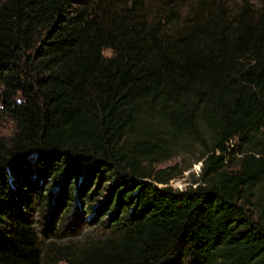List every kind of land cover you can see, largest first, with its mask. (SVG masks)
Instances as JSON below:
<instances>
[{
  "label": "trees",
  "instance_id": "16d2710c",
  "mask_svg": "<svg viewBox=\"0 0 264 264\" xmlns=\"http://www.w3.org/2000/svg\"><path fill=\"white\" fill-rule=\"evenodd\" d=\"M129 8L0 0V264H264V0Z\"/></svg>",
  "mask_w": 264,
  "mask_h": 264
},
{
  "label": "rangeland",
  "instance_id": "374dc122",
  "mask_svg": "<svg viewBox=\"0 0 264 264\" xmlns=\"http://www.w3.org/2000/svg\"><path fill=\"white\" fill-rule=\"evenodd\" d=\"M92 3L97 0H90ZM243 0H106V3H112L120 7H132L129 11V17L135 21L138 20H160L162 23L170 22V27H183V24L190 19H193L194 14L203 5L212 6L223 5L236 10L241 5ZM258 5L260 0H251ZM74 5H81L82 0H72ZM105 3V2H104ZM205 3V4H204ZM130 9V8H129ZM104 54L110 56L112 51L106 49ZM2 133H9L8 128L2 130ZM196 154L181 153L170 159L155 164L156 169H164L170 166L179 165L183 168V173L179 178L173 179L171 185L178 189H184L188 185H193L199 178L202 163L196 161ZM191 165L185 169V166ZM195 185V184H194ZM59 264H67L60 262Z\"/></svg>",
  "mask_w": 264,
  "mask_h": 264
}]
</instances>
